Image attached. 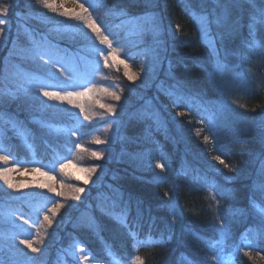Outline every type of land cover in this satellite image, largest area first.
<instances>
[{
	"label": "trees",
	"instance_id": "1",
	"mask_svg": "<svg viewBox=\"0 0 264 264\" xmlns=\"http://www.w3.org/2000/svg\"><path fill=\"white\" fill-rule=\"evenodd\" d=\"M77 1L0 0V264H264V0Z\"/></svg>",
	"mask_w": 264,
	"mask_h": 264
},
{
	"label": "rangeland",
	"instance_id": "2",
	"mask_svg": "<svg viewBox=\"0 0 264 264\" xmlns=\"http://www.w3.org/2000/svg\"><path fill=\"white\" fill-rule=\"evenodd\" d=\"M48 3L51 4L53 7L49 8L51 10H58L63 13H69L74 14L76 13L80 15L81 13V6L78 4L77 0H48ZM46 7V6H45ZM3 30L2 27H0V36L1 31ZM205 35L207 36V32H205ZM207 39H210L207 37ZM211 40V39H210ZM211 42V41H210ZM119 59V58H116ZM120 62L123 61V64L126 68L127 73L130 76H133L135 80L139 83H146V78L148 77L149 73L152 72L153 66L147 61L145 58L137 57L133 62L129 63L125 60H119ZM218 75L225 87H227L226 92L227 97H231L233 94H239L238 91L239 85L243 84V81L247 79H242L240 81H234L232 72L228 71L227 68L223 67L222 69H217ZM70 174L74 175L75 177H87L89 180V183L93 180L92 179V171L87 168L86 166L82 165L81 163H78L77 161L71 162V164L68 165V169ZM83 170V171H82ZM12 177V179L15 180H29L34 181L39 186L40 185H48L53 184L56 188V190H60V182L51 176H47L46 174L39 171L37 168L32 166H24L22 168H12V172L9 175ZM83 180V179H81ZM44 188V187H41ZM115 264V263H113Z\"/></svg>",
	"mask_w": 264,
	"mask_h": 264
},
{
	"label": "snow or ice",
	"instance_id": "3",
	"mask_svg": "<svg viewBox=\"0 0 264 264\" xmlns=\"http://www.w3.org/2000/svg\"><path fill=\"white\" fill-rule=\"evenodd\" d=\"M37 3H41L43 4L44 6L46 7H49V8H52L53 6L51 4L48 3V0H36ZM81 8L84 10V12H87L88 9L87 8H84V5L81 4ZM7 11L8 9L7 8H2L0 9V15H6L7 14ZM80 19H83V17H79ZM6 21L0 19V24H3L5 23ZM201 22H202V25H209L211 23V21L208 20V17L207 16H202L201 17ZM215 23L219 24L220 21L219 19H216L215 20ZM87 26L93 31V32H99L100 29H99V26L96 24V22L94 20H89V22L87 23ZM102 42H107L109 44V46H111V41H109L108 39V36H104L103 37V41ZM255 44V41H252L251 43L248 44V47H253ZM121 63H123V61H121ZM223 67H226V65H222L220 64L219 62H217V69H222ZM126 75L127 72L125 73ZM129 79H134L133 76H129ZM44 96H47L49 98H54V99H58V100H65V99H68L69 97H71L72 95H74L73 93H65L64 95H61L60 93H57V92H48V91H45L43 93ZM117 100L120 99L119 96L116 97ZM179 97H177V103H179ZM69 103H72V101L69 99ZM199 134V133H197ZM205 141H207L209 138L207 136L204 137ZM97 143H102V141L100 140H97L96 141ZM93 155H96L97 158H100V154H97V153H93ZM215 159H217L221 164L224 163V160H222L219 156L215 157ZM227 167V165H225ZM63 167V165H62ZM157 167H160L161 169H163V165H160L158 164ZM83 171V170H82ZM92 171L94 172L95 171V168L92 169ZM78 179H83V182L85 184H88L89 183V180L87 177H77ZM10 187H13V185L9 184ZM40 187H48V185H40ZM262 188H264V183H262L261 185ZM50 191L52 192H55L56 190L54 188H50L49 189ZM77 192H83L84 189L83 188H79L76 190ZM56 195H61V193H56ZM165 195H168V193H165ZM78 198V197H77ZM60 207H63V205H60ZM254 207H256L258 209V214L260 215L261 217V221H262V225H264V207H259L257 205H254ZM55 211V209L53 210ZM45 219H48L47 217H45ZM49 223H51V221H49ZM262 235H264V233H262ZM21 243L23 244H26V246L28 248L31 249L32 252H38L39 249L35 248L32 246V244L28 241H21ZM140 243H152L151 239L147 240V241H141ZM249 247H251V245H249ZM136 261L139 262V264H144V261L142 259H140V257H136L135 258Z\"/></svg>",
	"mask_w": 264,
	"mask_h": 264
}]
</instances>
